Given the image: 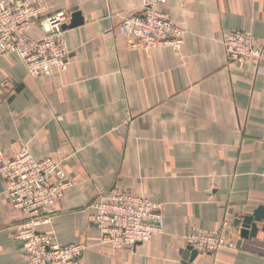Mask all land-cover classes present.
<instances>
[{"label": "crops", "instance_id": "obj_1", "mask_svg": "<svg viewBox=\"0 0 264 264\" xmlns=\"http://www.w3.org/2000/svg\"><path fill=\"white\" fill-rule=\"evenodd\" d=\"M139 4L55 0L50 11L83 19L66 29L63 74L31 77L16 54L0 55V149L27 145L73 181L38 229L85 244L81 264H264V219L255 237L235 224L264 208V52L254 67L229 61L221 43L229 30L264 43V0H169L161 9L185 30L180 52L128 45L119 15ZM121 190L150 197L163 216L162 233L131 249L100 242L92 220L93 201ZM23 217L0 175V264H29L13 239ZM225 219L236 249L184 261L188 232L220 231Z\"/></svg>", "mask_w": 264, "mask_h": 264}, {"label": "built area", "instance_id": "obj_2", "mask_svg": "<svg viewBox=\"0 0 264 264\" xmlns=\"http://www.w3.org/2000/svg\"><path fill=\"white\" fill-rule=\"evenodd\" d=\"M169 0H140L137 11L121 13L119 28L131 48L148 50L169 46L180 52L184 46V28L161 9ZM184 3L185 0H176ZM55 0H0V55L14 53L31 77L51 78L65 73L69 66L64 24L66 11H50ZM39 32L34 36V30ZM221 43L231 62H248L257 67L264 43L250 32L225 31ZM0 175L10 207L24 217L13 232L29 264H81L86 249L82 243L60 244L55 236L40 231L48 223L64 191L72 184L61 161L49 156L36 160L27 145L14 155L0 149ZM92 220L100 231V242L115 249H131L148 242L163 231L160 204L150 197L121 190L99 195L93 201ZM226 231V232H225ZM228 231V232H227ZM230 224L222 222L220 231L192 228L186 243L199 252L214 254L235 250ZM264 239V235H263Z\"/></svg>", "mask_w": 264, "mask_h": 264}, {"label": "water", "instance_id": "obj_3", "mask_svg": "<svg viewBox=\"0 0 264 264\" xmlns=\"http://www.w3.org/2000/svg\"><path fill=\"white\" fill-rule=\"evenodd\" d=\"M73 19L67 24L63 25L64 29L72 27L74 25L80 24L83 22L82 17H80L79 12L72 14ZM264 208H259L254 212L253 215L243 216L239 220L235 221L236 225H240V236L241 238L255 237L258 231L257 223L261 222L264 219V213L262 211ZM264 229V227L262 228ZM199 251L192 248V246L187 245L183 250L182 258L184 261L191 262L194 257L198 254Z\"/></svg>", "mask_w": 264, "mask_h": 264}]
</instances>
